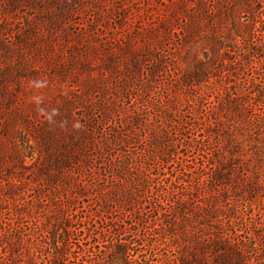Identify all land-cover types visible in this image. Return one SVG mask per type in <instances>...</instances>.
I'll use <instances>...</instances> for the list:
<instances>
[{
  "label": "rangeland",
  "instance_id": "rangeland-1",
  "mask_svg": "<svg viewBox=\"0 0 264 264\" xmlns=\"http://www.w3.org/2000/svg\"><path fill=\"white\" fill-rule=\"evenodd\" d=\"M228 3L0 0V264H264V34Z\"/></svg>",
  "mask_w": 264,
  "mask_h": 264
},
{
  "label": "trees",
  "instance_id": "trees-1",
  "mask_svg": "<svg viewBox=\"0 0 264 264\" xmlns=\"http://www.w3.org/2000/svg\"><path fill=\"white\" fill-rule=\"evenodd\" d=\"M233 0H228V5L230 7V5L232 4ZM238 3H240L241 8L243 10V14L247 15L249 19L248 24H250V31H251V36H253L254 32L257 31V22H262L260 24V29L263 30L264 34V0H234ZM201 2L199 3V5H197L195 7V9H193V11L188 15V19L191 23V27L190 30H194L195 29V23L196 21L199 19V17H203L205 19V21L208 20V28L210 29V31L214 32L212 24H210V20L211 17L208 15H205V12L203 11V9L201 10ZM220 6H222L220 8ZM227 7V4L224 5H218V9L213 8V19L218 21H223V18L225 17V9ZM216 10V12H215ZM199 11V13H198ZM202 14V15H201ZM234 14V12H233ZM224 16V17H223ZM207 23V22H206ZM194 27V28H192ZM243 40V39H242ZM220 42V41H219ZM222 44V41L220 42ZM257 52V51H255ZM66 107H68V104L66 105ZM70 130H67V133H64L61 137L60 134V138H59V146L61 149V158H60V162L61 164H65L68 161L70 162L71 160H76L79 158V154L81 152V139L79 136L83 135L81 132L77 131L76 129H71L69 127ZM61 131V130H59ZM49 136V135H48ZM82 137V136H81ZM57 238L58 235L56 233H53L50 235V241H51V248L54 252L55 257H57L58 253V242H57Z\"/></svg>",
  "mask_w": 264,
  "mask_h": 264
}]
</instances>
